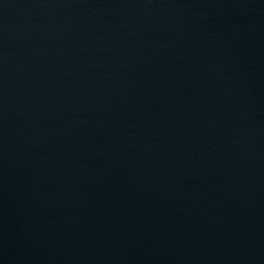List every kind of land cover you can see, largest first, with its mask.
<instances>
[{
    "label": "water",
    "instance_id": "1",
    "mask_svg": "<svg viewBox=\"0 0 264 264\" xmlns=\"http://www.w3.org/2000/svg\"><path fill=\"white\" fill-rule=\"evenodd\" d=\"M0 264H264V0H0Z\"/></svg>",
    "mask_w": 264,
    "mask_h": 264
}]
</instances>
